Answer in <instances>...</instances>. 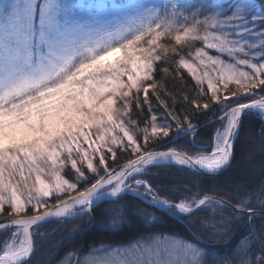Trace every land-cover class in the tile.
I'll use <instances>...</instances> for the list:
<instances>
[{"label": "snow or ice", "instance_id": "1", "mask_svg": "<svg viewBox=\"0 0 264 264\" xmlns=\"http://www.w3.org/2000/svg\"><path fill=\"white\" fill-rule=\"evenodd\" d=\"M69 7L59 0H0V214L11 218L0 223V230L14 228L13 236L20 240L18 245L5 244L0 264H24L30 258L33 226L53 217L67 220L87 215L91 219V212L102 199L116 198L112 201L116 203L128 192L140 194L141 188L151 197L152 207L172 216L191 215L205 206L228 208L225 200L208 195L173 204L155 195L151 183L142 177L149 167L175 164L214 178L230 166L242 118L258 110L264 119V96L233 106L229 96L221 99L217 87L219 84L227 90L230 84L237 85V91L231 93L237 100L240 92H264V30L256 29L257 24L264 26V2L217 0L215 10L205 14L194 5L164 0L162 7L140 5L123 20L98 26H70ZM173 33H177V44L203 41L207 48L230 58L225 61L197 49L196 60L212 69V73L204 71L202 75L184 58L179 61L201 88L198 96L210 94V100L203 103L193 98L194 110H210L213 102L221 105V127L209 145L210 153L206 149L195 154L148 150V144L156 143L159 134L169 137L172 127L170 123L158 124L156 114L151 115V133L148 127L143 129V146L136 136L140 131L136 122L129 121L132 128L125 124L133 100L137 108L147 105L153 111L149 97V89L156 88L151 82L153 65L161 59L158 49L168 51L157 42ZM145 36L150 37L146 48L139 46ZM205 81L206 92L202 88ZM167 114L176 121L178 130L195 133L189 116L181 121L171 111ZM116 129L122 137L111 134ZM117 149H130L136 157L118 171L106 164L108 153L115 161ZM92 155H99L103 174L93 166ZM81 156L94 177H87L78 166L84 162L76 159ZM67 164L77 182L94 179L75 196L70 193L76 191L77 183L62 175ZM63 193H69L68 199H57L56 205L49 206L46 198ZM260 203L264 207V201ZM27 211L35 214L28 216ZM233 212L237 221L247 213L249 223L255 215L248 200H241ZM139 214L149 224L160 219L143 210ZM221 219L220 225L213 226L214 234L227 237L233 218ZM121 220L117 214L112 226ZM256 243L264 248V227L259 231L249 228L248 235L238 242L233 250L240 257L238 262L229 254L211 264H264V255L255 260L250 256ZM104 252L103 257H88L83 262L76 259L72 264H209L205 249L167 235Z\"/></svg>", "mask_w": 264, "mask_h": 264}, {"label": "trees", "instance_id": "2", "mask_svg": "<svg viewBox=\"0 0 264 264\" xmlns=\"http://www.w3.org/2000/svg\"><path fill=\"white\" fill-rule=\"evenodd\" d=\"M167 49H171L164 53L167 60L163 59L154 64L152 83L156 84V88L149 89V97L152 110L163 116L172 127L169 137L161 136L156 143H149L147 147L148 149L167 147L189 154H195L200 149H206L209 152L211 150L209 145L212 144L217 127L215 120L222 113L221 105L213 102L210 110H194L191 103L193 98H198L203 103L210 100V94L198 96L201 88L189 74L177 66L176 53L177 51L182 53L184 48L177 47L176 52L172 51V46H168ZM202 88L205 92L207 91L205 85ZM256 91L260 94L255 95H264L260 89ZM139 98L143 101L142 92ZM241 99L244 98L241 97ZM230 100L234 104L236 99ZM160 101H163V104ZM169 111L181 121L185 115L189 116L196 128L195 133L182 134L184 131L178 130L176 121L168 116ZM130 113L143 124L149 116V108L147 105L137 108L133 100ZM262 130H264V119L258 113L252 111L251 114L244 116L239 135L234 143L232 162L224 172L214 178L174 164L149 167L147 175L144 176L158 196L172 203L191 196L208 195L225 200L229 204L228 208L217 207L213 210L205 206L191 215L178 216L179 219L152 207L131 194H123L116 203L112 202L116 198L98 203L90 214L91 219L87 215L77 216L74 219L54 220L36 227L33 230L35 233L33 236L34 251L24 264H51L59 256L68 252L83 255L93 247L127 244L154 235H171L197 244L207 251L209 264L228 257L229 254H232L231 259L236 260L238 257L233 250L236 249L238 242L248 235L249 228L259 231L261 227H264V214H261L264 212V207L260 203L264 201V131ZM174 134L180 135L170 141ZM128 153H130L129 150L121 152L117 149L115 161L110 153L107 154L106 164L111 168L117 167L133 157V154ZM102 167L98 166L101 174H103ZM65 173L67 176L71 175L69 168ZM94 175V173H87L86 176L94 177ZM92 182L94 179L80 185L78 190ZM53 198L51 204L59 199L58 197ZM241 200H248L249 204L254 206L255 215L250 223L247 213L243 214L241 220H235L233 208ZM139 210L151 213L160 219L149 224L139 214ZM28 213L32 211H27L26 214ZM117 214L122 216L123 220L118 226H112V221L117 218ZM221 217L233 218L232 230L227 237L214 234L216 229L213 226L223 222ZM5 218H8L6 213L0 214V219ZM7 233L9 231L1 234L0 239ZM252 248V257L255 260L258 250L255 245Z\"/></svg>", "mask_w": 264, "mask_h": 264}, {"label": "rangeland", "instance_id": "3", "mask_svg": "<svg viewBox=\"0 0 264 264\" xmlns=\"http://www.w3.org/2000/svg\"><path fill=\"white\" fill-rule=\"evenodd\" d=\"M59 2L61 4H66V5L70 6L69 7V15L67 16V20H68V23H69L70 26L71 25H75V24L98 26L99 24H104V23H108V22H112V21L123 20L126 13L131 15L133 13L134 9H136L140 5L162 7V5L164 4V0H59ZM179 2L181 4L194 5L197 8L201 9L205 14H210L212 11L215 10V4L217 3V0H179ZM259 2H264V0H259ZM232 3H237V0H232ZM200 19H203V16H201ZM185 23H190V22H185ZM256 29L257 30H264V26H261L260 24H257L256 25ZM176 34L177 33H173L172 36H161V38L159 39V41L157 43L163 45L166 48L168 46H172V48L174 47L176 49V51H177V47H179L181 49L184 48L182 53H178V51H177L176 54H177L178 58L175 59V61H176L177 66L183 72L189 74L192 78H193L192 74L186 68L180 66L179 61H180L181 57L184 58L185 60H187L189 63L193 64L194 67H197L198 71H199V73L201 75L203 74L204 71H209V73H212V69L211 68H205L204 65H200L199 61L196 60L195 57H196L197 49H203L207 53V55H209V56L219 57L220 59L225 60V61H229L230 60V58L226 54L219 53L215 49L207 48L203 41H191V42H183L182 41L180 44H177L175 42V39H174V36ZM149 38L150 37L145 36L143 41L140 42L139 46L145 47V48L148 47L147 40ZM167 43L169 45H166ZM168 50H171V49H168ZM158 51L160 52V55H161V59L158 60V61H163V59H165V61H166L167 58H165V54H164L165 52L160 51L159 49H158ZM153 67H154V65H153ZM246 70H248V69H246ZM124 79L126 80V77H124ZM194 81L196 83L195 79H194ZM203 85H205L207 87V81H205ZM217 87L220 88V90H221V93H222L221 99L225 95L229 96L230 99H236L234 101L233 106L237 102L244 103L246 101H249V100L264 96V95L257 96V95H253L252 93L240 92V93H238V96H241L244 99H241V97H240L239 100H237V97L231 95L232 92L237 91V87H238L237 85L230 84L227 90L223 89V86L219 85V84L217 85ZM257 93L258 92L255 90V94H257ZM258 94H260V93H258ZM133 95H137L134 90H133ZM255 112L258 113L259 111H255ZM152 114H156L157 115V123L158 124L168 123L163 116H161L160 114H158L155 111H152V112L149 111V116L143 121L144 123L142 122L143 124H141L139 121L136 120V118H134L131 115L130 109H129L128 115L125 117V124H126V126H128L130 128H132L133 126L129 123V121H135L136 122L135 127L140 129V131L136 132V136L138 137V142L141 145L144 144L143 129L145 127H148L149 134L151 133V115ZM221 115H222V113L219 116H221ZM218 117L215 120V122L217 123L216 130L221 127V122L218 119ZM111 134L117 135L118 137H122L123 136V133H121L119 131V129H116ZM182 134H184V132H182ZM179 135L180 134H174L173 138H171L170 141H172L173 139L177 138ZM161 136H162V134H159V137H161ZM124 142L126 143V139H125ZM212 142H213V139H212ZM84 147L88 148V145H84ZM113 147L115 148L116 146H113ZM162 148H166V147H162ZM154 149H160V148H152V149H148V150H154ZM102 150L107 152L106 148H103ZM211 151H212V149L208 153H210ZM129 152L130 153H128V154H132L130 149H129ZM108 154H110V153H108ZM134 157H135V155H133L132 158H134ZM90 158L92 160L93 166L94 167H98L99 166L98 162H99V159H100L99 155H92ZM132 158H130L128 160H131ZM76 159L78 161H84V157H82V156L81 157H76ZM121 164H123V163H121ZM78 166L82 168V170L85 172V175H87V173H91L87 169V162L86 161H84L81 164H78ZM119 166H117V167H119ZM117 167H114V168H117ZM68 168H69V171L71 172L70 176H67V174L65 173L66 169H68ZM62 175L64 176L65 179L69 180L70 182L77 183L76 191H73V192L70 193L73 196H75L77 192L83 191L85 188L90 186V185H88V186L78 190L79 186L82 185L83 182H77L76 181L74 170L71 169V165L70 164H67L65 166V171L62 173ZM142 178H144V177H142ZM141 190L144 191L143 188H141L140 191ZM153 190H154V188H153ZM130 194L132 196L135 195L134 192H130ZM61 195H63V196L62 197H58V198H59V200L63 201V200L68 199L69 193H63ZM53 197H57V196L55 194H53L51 197L46 198L48 200L49 206L56 205V203H57V200H56L55 202H53L51 204V201H52ZM148 203H151V202H148ZM39 211L43 212L44 209H40ZM33 214H35V213L32 212V213H28L26 215L30 216V215H33ZM9 219H11V218L8 217V218H5V219H0V222L1 221H5V220H9ZM14 232H15V230H12V231L10 230L9 233L5 234L0 239L1 240L0 241V255L3 254V248H4L5 244H12V243H15L17 245L19 244L20 240L17 239V238H14V236H13ZM154 236H157V235H154ZM158 236H164V235H158ZM167 236L174 237L176 239H180V238H177V237L171 236V235H167ZM147 239H138V240L132 241L131 243L120 244V245H101V246L93 247L86 254H83V255H79V254H76V253L68 252V253H66L64 255L59 256L51 264H72V261H74L76 259H80L83 262L84 259L88 258V257H103L104 254H105V252H104L105 249L111 250V249H114V248L127 247L129 245L135 244L137 241H144V240H147ZM180 240H183V239H180ZM192 244H194V243H192ZM194 245H197V244H194ZM254 245L257 247V250H258L256 256L264 255V248H261V246L258 243L254 244ZM254 245H252V246H254ZM252 246H251V250L250 251H251V258L253 259V257H252V250H253ZM198 247H200V246H198ZM93 250H96V251H93ZM70 253H72L73 255H69ZM237 257L238 258H236V261L238 262L240 257L239 256H237Z\"/></svg>", "mask_w": 264, "mask_h": 264}, {"label": "water", "instance_id": "4", "mask_svg": "<svg viewBox=\"0 0 264 264\" xmlns=\"http://www.w3.org/2000/svg\"><path fill=\"white\" fill-rule=\"evenodd\" d=\"M261 97H258V98H255L256 100H259ZM253 101V99L252 100H249V101H246V102H244V103H251ZM254 111V110H253ZM234 147V146H233ZM168 149H171V148H160V149H154L155 151H165V150H168ZM174 150H176V149H174ZM178 151V150H177ZM181 152V151H180ZM136 157H134V158H132L131 160H133V159H135ZM232 159H233V153H232ZM128 162V161H127ZM127 162H125L124 164H126ZM231 162H232V160H231ZM124 164H122L121 166H123ZM231 164V163H230ZM175 165V164H174ZM120 166V167H121ZM120 167H118L116 170L118 171L119 170V168ZM229 167V166H228ZM227 167V168H228ZM226 168V169H227ZM188 170V169H187ZM225 171V170H224ZM223 171V172H224ZM197 173V172H196ZM198 174H200V173H198ZM201 175H204V176H208V175H206V174H201ZM209 177V176H208ZM109 199H111V198H109ZM104 200H107V199H102L100 202H102V201H104ZM100 202H98V203H100ZM97 203V204H98ZM52 210H55L54 208L52 209ZM255 213V212H254ZM261 214H264V212H262ZM31 216V215H30ZM53 220H57V218H55V217H53V218H50L49 220H47L46 222H50V221H53ZM10 221V219L9 220H5V221H1L0 223H8ZM46 222H43V223H46ZM42 223V224H43ZM36 226H33V228H35ZM11 229H14V228H9V229H3V230H0V234H2V233H4V232H6V231H8V230H11ZM33 230V229H32Z\"/></svg>", "mask_w": 264, "mask_h": 264}, {"label": "bare ground", "instance_id": "5", "mask_svg": "<svg viewBox=\"0 0 264 264\" xmlns=\"http://www.w3.org/2000/svg\"><path fill=\"white\" fill-rule=\"evenodd\" d=\"M243 119V118H242ZM2 255V254H1Z\"/></svg>", "mask_w": 264, "mask_h": 264}]
</instances>
